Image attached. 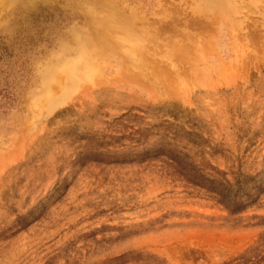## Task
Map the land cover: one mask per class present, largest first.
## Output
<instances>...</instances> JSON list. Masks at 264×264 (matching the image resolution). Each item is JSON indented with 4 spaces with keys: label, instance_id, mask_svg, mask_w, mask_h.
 <instances>
[{
    "label": "rangeland",
    "instance_id": "rangeland-1",
    "mask_svg": "<svg viewBox=\"0 0 264 264\" xmlns=\"http://www.w3.org/2000/svg\"><path fill=\"white\" fill-rule=\"evenodd\" d=\"M0 264H264V0H0Z\"/></svg>",
    "mask_w": 264,
    "mask_h": 264
},
{
    "label": "bare ground",
    "instance_id": "bare-ground-1",
    "mask_svg": "<svg viewBox=\"0 0 264 264\" xmlns=\"http://www.w3.org/2000/svg\"><path fill=\"white\" fill-rule=\"evenodd\" d=\"M98 43H99V40H96V41H94V42L92 43V44L94 45V46H93V47H94L93 49L98 50V48H99ZM98 52H99V51H98ZM95 53H96V52H95ZM69 67H70L71 71H73L74 69H76L77 66L74 64V65H70ZM87 67H88V66H87ZM52 75H53V73H52ZM52 75H51V78H49V77L46 78V82H45V83H48V82H49V83L47 84L48 87L51 86V85H50L51 81H52V82H53V81H56L54 75H53V76H52ZM49 80H50V81H49ZM48 87H47V89H48ZM46 96L49 97V93H48V92L46 93Z\"/></svg>",
    "mask_w": 264,
    "mask_h": 264
}]
</instances>
